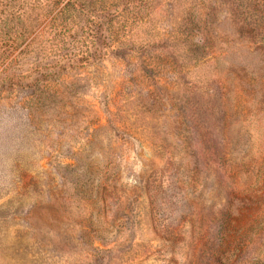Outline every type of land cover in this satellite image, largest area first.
Masks as SVG:
<instances>
[{"label":"rangeland","instance_id":"obj_1","mask_svg":"<svg viewBox=\"0 0 264 264\" xmlns=\"http://www.w3.org/2000/svg\"><path fill=\"white\" fill-rule=\"evenodd\" d=\"M0 264H264V0H0Z\"/></svg>","mask_w":264,"mask_h":264}]
</instances>
